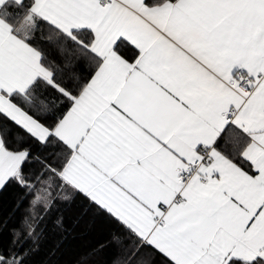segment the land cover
<instances>
[{"label":"snow or ice","instance_id":"6c2138e0","mask_svg":"<svg viewBox=\"0 0 264 264\" xmlns=\"http://www.w3.org/2000/svg\"><path fill=\"white\" fill-rule=\"evenodd\" d=\"M13 184L0 264L77 198L115 225L116 264H264V0H0Z\"/></svg>","mask_w":264,"mask_h":264},{"label":"trees","instance_id":"16d2710c","mask_svg":"<svg viewBox=\"0 0 264 264\" xmlns=\"http://www.w3.org/2000/svg\"><path fill=\"white\" fill-rule=\"evenodd\" d=\"M21 196L22 189L14 184L0 191V249L10 246L12 229L18 228L26 215L27 199L16 207ZM87 207L86 201L77 198L50 216L42 226L38 250L28 257L26 264H116L122 252L111 239L115 225L94 209L86 211ZM58 214L63 216V229L55 225ZM30 245L31 241L25 243L20 251Z\"/></svg>","mask_w":264,"mask_h":264}]
</instances>
